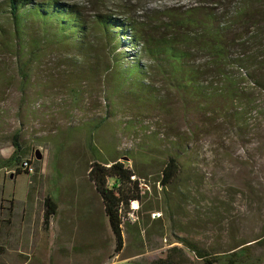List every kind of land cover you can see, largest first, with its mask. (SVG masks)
<instances>
[{
    "label": "rangeland",
    "instance_id": "374dc122",
    "mask_svg": "<svg viewBox=\"0 0 264 264\" xmlns=\"http://www.w3.org/2000/svg\"><path fill=\"white\" fill-rule=\"evenodd\" d=\"M62 1L81 6L86 16L101 6L107 13L118 7L133 18H154L165 8L200 4L229 13L240 0ZM4 2L0 0V11L6 9ZM90 40L91 65L75 59L80 63L74 68L53 51L23 78L9 56H0V264H147L170 246L182 247L176 242L182 237L205 250H228L250 241L253 260L248 264H264V112L245 131L225 124L217 114L201 116L185 109L150 68L142 82L148 94L114 97L116 108H109L105 49L93 36ZM142 61L151 66L149 59ZM260 101L264 106V95ZM89 136L100 151L112 150L129 167L144 156L146 163H137L147 175L143 190L154 183L166 156L182 151L181 172L173 184L165 191L158 184L155 193L148 191L149 200L161 209L150 213L141 232L149 236L141 248L134 232L124 230L123 249L113 253L108 219L87 177ZM14 141L23 156L12 165L5 160ZM181 190L188 203L170 219L167 204ZM54 191L56 214L44 227L43 199ZM133 202L137 209L130 224L143 215ZM185 252L191 264H202Z\"/></svg>",
    "mask_w": 264,
    "mask_h": 264
},
{
    "label": "trees",
    "instance_id": "16d2710c",
    "mask_svg": "<svg viewBox=\"0 0 264 264\" xmlns=\"http://www.w3.org/2000/svg\"><path fill=\"white\" fill-rule=\"evenodd\" d=\"M4 3L6 9L0 12L6 13V26H0V56H9L22 78L31 66L53 51H59L74 68L80 63L77 60L91 65L93 36L105 49L106 61L102 65L104 79H111L106 91L109 108L115 109L116 100L124 96L140 99L134 94L149 92L142 82L150 68L164 88L176 93L185 109L191 107L201 116L217 114L225 124H237L239 130L245 131L255 124L251 119L264 112L260 103L264 95V0H240L229 13H220L210 4L185 9L169 7L153 14L154 18L142 14L133 18L129 11L119 12L118 7L107 13L101 6L93 7L91 16H86L81 6L62 0ZM144 58L149 59L151 66L144 64ZM78 92L73 90L75 95ZM13 145V153L5 160L12 165L23 156L15 141ZM87 148L91 154L87 177L108 219L114 237L113 253L119 254L123 249L124 230L134 232L141 248L149 236L148 231L141 232L150 223V213L161 209L149 200L148 191L155 193L156 184L161 191L173 184L181 172L182 151L177 148L167 155L154 183L143 190L142 183L148 186L147 175L137 163H146L144 156L129 167L112 150L102 152L95 147L91 136L87 138ZM188 199L181 190L173 202H168L170 219L185 208ZM133 201L139 204L143 215L130 224L127 214ZM43 208L45 227L56 214L55 191L43 199ZM176 242L182 247L170 246L147 264H191L185 250L202 264H248L253 260L250 241L232 245L228 250H205L183 237Z\"/></svg>",
    "mask_w": 264,
    "mask_h": 264
},
{
    "label": "built area",
    "instance_id": "2783aa9c",
    "mask_svg": "<svg viewBox=\"0 0 264 264\" xmlns=\"http://www.w3.org/2000/svg\"><path fill=\"white\" fill-rule=\"evenodd\" d=\"M130 212L127 214V220L129 221H134L135 220V211L137 209V205L135 202H131V206H130Z\"/></svg>",
    "mask_w": 264,
    "mask_h": 264
},
{
    "label": "water",
    "instance_id": "95a60500",
    "mask_svg": "<svg viewBox=\"0 0 264 264\" xmlns=\"http://www.w3.org/2000/svg\"><path fill=\"white\" fill-rule=\"evenodd\" d=\"M36 157H37V158H40V156H39V154H38V153H36Z\"/></svg>",
    "mask_w": 264,
    "mask_h": 264
},
{
    "label": "crops",
    "instance_id": "0c3cea01",
    "mask_svg": "<svg viewBox=\"0 0 264 264\" xmlns=\"http://www.w3.org/2000/svg\"><path fill=\"white\" fill-rule=\"evenodd\" d=\"M125 261L129 262V261H130V259H125Z\"/></svg>",
    "mask_w": 264,
    "mask_h": 264
}]
</instances>
